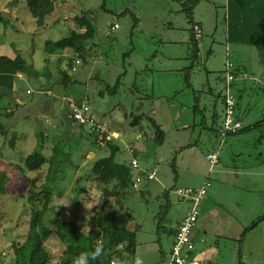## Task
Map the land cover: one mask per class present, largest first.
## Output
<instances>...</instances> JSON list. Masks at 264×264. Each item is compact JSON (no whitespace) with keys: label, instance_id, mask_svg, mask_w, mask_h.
Wrapping results in <instances>:
<instances>
[{"label":"rangeland","instance_id":"obj_1","mask_svg":"<svg viewBox=\"0 0 264 264\" xmlns=\"http://www.w3.org/2000/svg\"><path fill=\"white\" fill-rule=\"evenodd\" d=\"M54 2L53 12L38 25L25 0H0V13L8 19V24H0V55L12 58L19 54L37 72L31 77L23 74L24 79L15 81L13 91L0 100V264H13L12 243H21L28 232L32 205L27 190L31 182L38 190L52 192L43 223L62 214L73 218L84 232L96 224L94 210L101 208L104 188L111 189L112 182L104 183L90 174L92 163L107 156L109 147L98 145L71 125L66 117L67 97L86 100L93 116L105 120L117 133L111 141L118 147L115 161L128 164L134 156L145 170L157 168L155 180L144 179L136 190L124 189L119 201L107 196L105 208L132 216L127 226L134 232L135 245L132 252L124 254L122 264H135L137 258L143 264H154L156 258V264H161L169 247V234L163 231L159 218L161 210L178 214L188 207L171 191L177 175L183 173L180 159L184 152H213L224 140L225 146L234 138L230 134L222 140L220 135L227 61L248 73L230 87L237 98V118L244 126L264 120V46L228 41L226 0L194 4L192 21L200 27L195 59L191 56V24L182 10V3L188 0ZM82 14L92 24L94 35L73 71L68 63H75L77 52L49 51L45 43L76 30L74 16ZM114 21L119 28L111 30ZM165 55L181 58L165 61ZM176 66L183 67L174 82L154 77L157 68ZM172 73L168 70L170 76ZM118 75L119 85L111 92ZM142 113L139 123L130 125L134 116ZM149 118L163 131L160 141ZM248 131L239 150L245 162L252 164L260 161L253 158L256 154H264V123L258 130ZM39 132L43 133L40 140ZM54 146L58 154L48 176L47 162L35 171L24 168L29 154L39 151L49 158ZM224 146L220 155L226 164L230 160ZM134 147L137 152L131 154L129 149ZM130 174L132 177L133 171ZM45 246L54 257L61 254L55 237L48 238Z\"/></svg>","mask_w":264,"mask_h":264},{"label":"trees","instance_id":"obj_2","mask_svg":"<svg viewBox=\"0 0 264 264\" xmlns=\"http://www.w3.org/2000/svg\"><path fill=\"white\" fill-rule=\"evenodd\" d=\"M198 1L188 0V2L182 3V10L191 24L190 41L193 59L197 56V44L200 35L198 36L193 29L192 10ZM25 2L38 25H41L44 17L55 9L54 0H25ZM125 12L122 11L121 13L125 14ZM74 22L77 29L72 30L68 36L55 42L46 41L45 43L49 51L55 50L60 53L64 49H72L77 52V57L74 59L75 63L73 64L71 61L68 63L73 71L76 70L75 64L80 63L83 59V51L88 45V40H91L94 35L92 24L85 14L74 16ZM225 22L228 41L264 46V0H226ZM0 24H8V19L2 13H0ZM61 58L58 56L57 62H60ZM76 60L79 62L76 63ZM17 73H22L28 77L37 75L33 65L27 63L19 54L12 58L0 55V100L6 92L13 91L14 82L19 80L16 76ZM120 76H117L111 92H114L118 87ZM184 79L189 85L188 74L184 75ZM142 118V114L134 116L130 125H137ZM149 120L156 126V137L160 141L163 131L152 118ZM263 123L264 120H259L251 125L243 126L238 132L259 129ZM76 126L79 132H83L78 125ZM83 134L85 133L83 132ZM42 135L43 133L39 132L36 136L40 140ZM90 137L94 140L92 136ZM94 142L96 143L95 140ZM9 144H14V138L9 141ZM106 144L109 147V154L96 159L90 168V174L93 178L104 183L112 182L111 189L104 188L105 194L101 208L94 210L95 226L84 232L73 218H65L62 214H55L47 224L43 223L42 217L50 207L52 192L48 189L38 190L37 185L31 182L27 190V196L32 205L29 229L21 243H12L13 264H72L75 255L82 251H91L97 245L103 246V254L95 261H91L90 264H111L112 261L114 264H122L121 259L124 254L132 252L135 245L134 232L127 226L132 220V216L127 211L119 212L116 208L108 210L105 208L109 201L107 196L112 195L116 201H119V198L125 194L124 189H131L130 169L127 164L115 161V153L118 147L111 142ZM57 154L58 147L56 146L53 147L49 158L44 157L41 152L35 151L26 157L23 166L29 171H35L47 162L49 164L46 176H48ZM166 212L167 209L165 208L161 210L159 217L161 220L165 217ZM50 237H55L58 245L62 247L58 257H54L45 246Z\"/></svg>","mask_w":264,"mask_h":264},{"label":"crops","instance_id":"obj_3","mask_svg":"<svg viewBox=\"0 0 264 264\" xmlns=\"http://www.w3.org/2000/svg\"><path fill=\"white\" fill-rule=\"evenodd\" d=\"M114 23L117 22L114 21ZM198 29L200 31V27ZM180 58L165 55L163 60L176 61ZM182 67L176 66L167 70L157 68L154 77L162 76L168 82H174V78L179 76L178 72L182 70ZM168 70L173 72L172 76L168 74ZM243 71L246 72V70ZM142 115L144 117L145 113ZM71 125L77 127L73 123ZM245 132L250 131L232 134L234 138L227 145L224 146L225 140L219 144V148L213 151L218 153L216 165H210L205 160V155L210 152L202 154L194 149L184 152L180 159V168L183 167V173L180 172L177 175L176 183L171 191L177 201L185 202L188 207L187 210H182L178 214H176L177 211L168 213L167 210L165 217L161 220L163 231L169 234V247L162 254L161 264H168L174 233L191 204L189 200L181 199L176 195L177 187L205 189V194L198 201L199 213L195 224V236L192 239L194 257L208 260L211 264H264V154L263 157L261 154L253 157L260 160L259 162L252 164L245 162L239 150V147L246 143ZM223 146L230 163L224 164L220 155ZM134 151L137 152L135 147ZM245 157L248 158L249 154H245ZM203 166L204 169H202ZM155 250L154 247L152 254L156 252ZM155 261L157 263L158 259L155 258Z\"/></svg>","mask_w":264,"mask_h":264},{"label":"built area","instance_id":"obj_4","mask_svg":"<svg viewBox=\"0 0 264 264\" xmlns=\"http://www.w3.org/2000/svg\"><path fill=\"white\" fill-rule=\"evenodd\" d=\"M117 23H113L111 29H116ZM197 35L199 29L196 25L193 26ZM199 36V35H198ZM79 61L76 60V63ZM74 69V67H73ZM18 79H24L22 73H17ZM248 74L236 66L233 62L227 61L225 63V85H224V115L222 120V127L220 135L222 140L230 134H236L243 127L242 121L236 116L237 98L231 92L230 87L233 82L238 79L247 78ZM29 93V90L26 91ZM66 117L69 121L75 123L82 129L85 134L94 138L99 145L111 142L117 136V133L111 130V127L105 120L98 119L93 116L91 106L86 100L75 99L67 97L66 100ZM131 154H134V149H129ZM205 160L210 165L218 164V153L210 152L205 155ZM128 167L133 171L131 177V189H139L143 180H153L157 174V168L153 167L145 170L139 166L137 159L132 156L128 163ZM176 195L181 199L190 201L189 210L184 214L180 220L177 229L173 236V242L170 248V256L167 261L168 264H211L208 260L197 259L192 256L194 244L191 238L192 230L196 224L198 216V201L205 194L203 187H177L175 189ZM114 264V261L111 262Z\"/></svg>","mask_w":264,"mask_h":264},{"label":"clouds","instance_id":"obj_5","mask_svg":"<svg viewBox=\"0 0 264 264\" xmlns=\"http://www.w3.org/2000/svg\"><path fill=\"white\" fill-rule=\"evenodd\" d=\"M103 254V246L97 245L91 251H82L75 255L72 259V264H90ZM135 264H143L139 258L135 260Z\"/></svg>","mask_w":264,"mask_h":264}]
</instances>
